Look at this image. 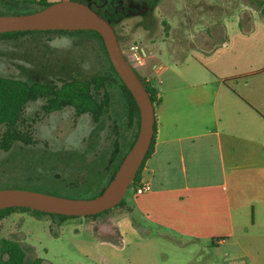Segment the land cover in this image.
Instances as JSON below:
<instances>
[{"label": "rangeland", "instance_id": "obj_1", "mask_svg": "<svg viewBox=\"0 0 264 264\" xmlns=\"http://www.w3.org/2000/svg\"><path fill=\"white\" fill-rule=\"evenodd\" d=\"M78 1L90 4L88 0ZM161 1L148 18L133 9L125 18L116 16L114 25L121 48L137 69L140 65L133 58L132 48H141L151 39L158 43L167 39L169 22L178 24L189 16L200 17L207 2L190 0L198 5L190 6L189 12L183 6L185 0ZM213 1H218L213 9L224 18L239 15L246 4L245 0H236L239 5L232 7L230 0ZM171 2L181 8L174 16H169ZM31 8L39 9L36 5ZM28 10L21 4L0 0V16L24 15ZM201 25L194 23L193 29ZM150 26L151 32L146 30ZM161 60L170 63L166 55ZM108 65L100 41L90 34L31 33L16 39L0 38L3 77L59 87L63 81L101 74ZM107 91L110 105L99 122L90 114L78 116L72 107L46 114L44 99L30 103L22 127L29 128L32 142H17L9 151L0 148V190H29L69 199L99 197L98 192L89 191L105 187L113 166L128 152L138 130L128 118L121 91L116 87ZM134 188L132 184L124 198L126 205L95 218L61 219L14 211L0 223V240L18 242L27 264L37 259L41 264H264V186L253 181L239 184V200L234 205L236 238L219 247L174 239L147 225L143 229L144 220L136 212L133 215L131 208ZM131 220L139 227L132 226Z\"/></svg>", "mask_w": 264, "mask_h": 264}, {"label": "crops", "instance_id": "obj_2", "mask_svg": "<svg viewBox=\"0 0 264 264\" xmlns=\"http://www.w3.org/2000/svg\"><path fill=\"white\" fill-rule=\"evenodd\" d=\"M245 2L239 15L224 18L213 9L218 1L207 0L205 14L169 22L167 39L140 46L145 59L134 68L158 100L154 150L139 182L151 190L133 196L131 207L143 229L222 246L236 238L239 184L264 186V0ZM169 6V16L181 11ZM156 8L147 5L145 18Z\"/></svg>", "mask_w": 264, "mask_h": 264}, {"label": "water", "instance_id": "obj_3", "mask_svg": "<svg viewBox=\"0 0 264 264\" xmlns=\"http://www.w3.org/2000/svg\"><path fill=\"white\" fill-rule=\"evenodd\" d=\"M36 31H95L109 59L135 99L140 113L136 141L105 191L94 199H69L21 189L0 190V211L26 208L50 215L91 217L120 205L145 161L155 135V105L135 68L127 60L115 28L91 4L62 0L32 14L0 16V34Z\"/></svg>", "mask_w": 264, "mask_h": 264}, {"label": "trees", "instance_id": "obj_4", "mask_svg": "<svg viewBox=\"0 0 264 264\" xmlns=\"http://www.w3.org/2000/svg\"><path fill=\"white\" fill-rule=\"evenodd\" d=\"M6 4L7 0H1ZM10 3L21 4L27 7L29 10L26 14H32L43 10L44 8L54 4L49 0H8ZM62 1V0H60ZM77 1L78 0H72ZM92 5V8L107 19L111 25L115 28V23L111 21L108 17L109 8L106 7V0H88ZM138 1V0H137ZM145 2L152 8H156L161 0H141ZM88 4V3H87ZM33 5L38 6L39 9L35 10L31 7ZM25 15V14H24ZM116 31V30H115ZM31 33H67L70 35H82L90 34L95 36L101 43L102 49L104 51L106 61L109 63L108 69L97 74L89 79H74L70 81H63L58 87L51 83L45 82H35L29 83L25 80L14 79L9 77L0 76V148L4 151H9L12 146L17 142L30 143L32 142L31 135H29V128H23V114L26 107L39 99H44L46 102L43 105V111L46 114L61 111L65 108L72 107L78 116L84 114L92 115L95 122H99L100 118L104 115L105 111L108 109L111 101V97L107 91L109 87L118 88L126 102L127 114L132 125H137V133L130 144L128 152L121 156V159L117 161L116 165L113 166L111 170L108 181L105 182V187L102 189H96L89 192H98L99 196L105 191L107 186L114 179L118 169L120 168L125 157L133 147L136 138L138 136L140 127V113L135 99L133 98L131 92L125 86L123 81L120 79L116 70L114 69L109 56L107 54L102 37L95 31H76V32H64V31H36V32H14L0 34L2 39H16L21 36H25ZM117 33V31H116ZM118 36V34H117ZM120 42V37L118 36ZM147 92L149 93L152 102L158 103L157 93L154 88L146 81L142 80ZM103 92V94H102ZM100 94H102L100 96ZM156 140V125H155V135L153 137L152 145L147 154V157L143 164L141 165L139 172L133 182V185H137L141 180L142 169L146 161L150 158L153 153L154 145ZM117 151L112 162L117 160ZM103 185V184H102ZM101 185V186H102ZM88 191L86 193H89ZM126 205L125 200L120 203L118 207ZM117 208V207H116ZM14 211H24L33 212L35 214L50 215L38 211H33L26 208H12L0 211V223L12 212ZM111 211V210H109ZM104 212V213H108ZM103 214V213H101ZM101 214L86 217L95 218ZM56 216V215H51ZM61 219H70L75 217L57 216ZM40 259L35 260L31 264H41ZM0 264H27L26 254L18 242L12 240L2 239L0 240Z\"/></svg>", "mask_w": 264, "mask_h": 264}, {"label": "flooded vegetation", "instance_id": "obj_5", "mask_svg": "<svg viewBox=\"0 0 264 264\" xmlns=\"http://www.w3.org/2000/svg\"><path fill=\"white\" fill-rule=\"evenodd\" d=\"M106 7L111 9V11L108 13V17L114 23L117 22V20H118V19H116V16H123L124 17L125 15H130L131 13H133L132 12L133 10H137L136 13L140 14V15H142V14L146 15L147 14V11H146L147 4L141 0H139V1H135V0H106ZM153 11L154 10H151V12H153Z\"/></svg>", "mask_w": 264, "mask_h": 264}, {"label": "built area", "instance_id": "obj_6", "mask_svg": "<svg viewBox=\"0 0 264 264\" xmlns=\"http://www.w3.org/2000/svg\"><path fill=\"white\" fill-rule=\"evenodd\" d=\"M134 51L133 58L139 64L142 65L144 62L145 57L141 54L140 48H132ZM125 54V53H124ZM126 56V55H125ZM127 58V57H126ZM128 60V58H127ZM129 61V60H128ZM130 62V61H129ZM131 64V63H130ZM132 65V64H131ZM151 187L148 182H141L138 183L134 188V196L139 197L144 195L145 193L150 192Z\"/></svg>", "mask_w": 264, "mask_h": 264}, {"label": "clouds", "instance_id": "obj_7", "mask_svg": "<svg viewBox=\"0 0 264 264\" xmlns=\"http://www.w3.org/2000/svg\"><path fill=\"white\" fill-rule=\"evenodd\" d=\"M66 39V38H65Z\"/></svg>", "mask_w": 264, "mask_h": 264}]
</instances>
